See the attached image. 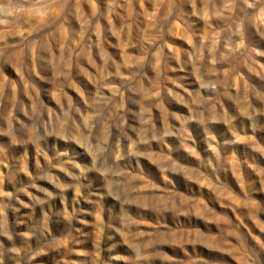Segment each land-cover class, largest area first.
<instances>
[{
	"label": "rangeland",
	"instance_id": "rangeland-1",
	"mask_svg": "<svg viewBox=\"0 0 264 264\" xmlns=\"http://www.w3.org/2000/svg\"><path fill=\"white\" fill-rule=\"evenodd\" d=\"M0 264H264V0H0Z\"/></svg>",
	"mask_w": 264,
	"mask_h": 264
}]
</instances>
